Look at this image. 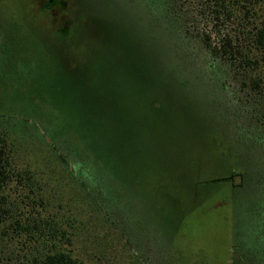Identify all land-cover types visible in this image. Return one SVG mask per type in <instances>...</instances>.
Wrapping results in <instances>:
<instances>
[{
	"label": "rangeland",
	"instance_id": "1",
	"mask_svg": "<svg viewBox=\"0 0 264 264\" xmlns=\"http://www.w3.org/2000/svg\"><path fill=\"white\" fill-rule=\"evenodd\" d=\"M45 1L0 0L7 53L19 59L0 75V110L33 119L66 167L95 186L80 194L61 160L20 154L38 183L7 188L0 259L22 260L43 244L16 226L32 212L43 226L47 216L64 224L84 264H253L239 241L244 197L212 181L264 161L237 141L241 125L250 129L251 89L221 58L220 81L202 70L216 60L204 36L216 42L222 23L196 0L176 1L187 31L168 25L164 0H61L43 11ZM83 125L105 162L74 153V140L86 142L74 132ZM106 187L118 193L117 212L101 206Z\"/></svg>",
	"mask_w": 264,
	"mask_h": 264
},
{
	"label": "trees",
	"instance_id": "2",
	"mask_svg": "<svg viewBox=\"0 0 264 264\" xmlns=\"http://www.w3.org/2000/svg\"><path fill=\"white\" fill-rule=\"evenodd\" d=\"M176 1L178 0L163 1L165 8L167 7L166 17L171 29H173L174 25L177 27L180 25L183 28L184 23H187L186 18L182 15V8ZM196 1L199 2L204 11L213 13L215 21L221 22L224 27V30L219 28L215 32L218 39L216 42L212 41L211 36H204V41L206 40L207 43L205 46L216 57V60L210 63L206 59V68H202L203 73H206L207 78L214 81V83H216L215 81H220L218 75L222 72V68H220L216 61L221 58L241 76L242 83L251 89V92L248 91L246 96L250 104L247 105L250 107L245 109V115H247L246 117L249 120H246V122L244 120V124L250 125V129L244 131V125H241L236 132L238 135L237 141L250 145V149L251 146H256L253 147L256 148L254 155L258 160H263L264 0H202L201 3V0ZM59 5H62L61 0H46L43 3V11H52V9ZM229 23L234 25L233 29L228 27L230 26ZM67 26H69L68 23L60 26L58 29L59 34L64 38L68 34ZM2 27L3 24L0 19V37L3 36L0 42V75L7 67L19 65L18 57L16 55H14L16 56L15 58L10 57L7 53L6 38L8 36ZM183 30L187 31L184 28ZM211 73L212 75H210ZM52 103L55 104L54 100ZM236 111L239 112V108H236ZM66 117H68V121L72 122V124L74 123L71 115ZM85 123L87 124L86 121ZM80 127L82 128H79V130L77 128L75 130L73 128V130L77 135L83 138L85 136L86 142L84 145L80 140L81 145L79 143L78 145L75 142L76 140H74L72 143L74 153L84 156V154L86 155V151L89 150V155L93 162H105L102 160L103 154L97 152L98 148L91 143L90 134L86 130V126ZM29 130H33L34 132V137L30 134L29 137L36 138L37 142L41 145L37 146L38 151L36 153L33 151V146L29 147L27 139ZM65 132L68 135L72 131L67 129ZM42 133H46V131L41 132L36 122L28 116L9 109L0 110V213L4 210L2 204H7L9 200V194L6 191L12 182L15 184L20 182V184L26 185L29 190L34 189L35 182L38 183L34 171L30 168V162L28 161V163L20 165L21 161L19 159L22 153H27L29 156L30 153L36 155L38 152H44L45 157L51 158L52 161L57 162L61 160L60 163L65 167L67 175L75 179H72V183H74L76 189L81 190L80 194L84 191H90L91 187L95 186L91 182H83L81 177L66 167L69 162L66 155L61 154V151L57 150L54 143L47 142L45 135ZM49 135L53 136L51 133ZM68 154L73 153L70 150ZM47 164L46 167L51 163L48 161ZM258 165L259 168L256 171L252 168L232 170L229 174L212 181L228 188L231 187L232 190L239 191L242 198L244 197L243 206L246 212H244L245 215L242 216V221H240L242 222V233L239 240L243 247L242 250L245 252L243 258L244 260L251 258L253 264H264V161L259 162ZM102 176L103 173L97 172V174H94L95 180ZM250 183H253V185L250 186ZM30 193L34 194V191H27L29 195L27 198H31ZM118 197L116 190L106 187L103 192L102 208L109 205V208L113 212H117L114 209L120 207L121 203L117 199ZM40 216L41 214L35 215L29 212L24 217V220L16 219V226L26 233L34 234V238L38 243H41L40 240L43 239V244L36 245V248L29 251V254L22 260L4 263L0 259V264H84L71 247L73 242L64 224L59 226L47 216L45 218L46 228L41 224Z\"/></svg>",
	"mask_w": 264,
	"mask_h": 264
}]
</instances>
